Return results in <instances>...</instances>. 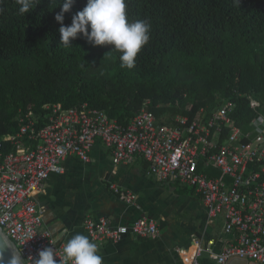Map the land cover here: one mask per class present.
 Returning <instances> with one entry per match:
<instances>
[{"label":"trees","instance_id":"16d2710c","mask_svg":"<svg viewBox=\"0 0 264 264\" xmlns=\"http://www.w3.org/2000/svg\"><path fill=\"white\" fill-rule=\"evenodd\" d=\"M63 2L37 0L27 13L16 0L0 3V137L27 114L41 124L43 107L54 104L86 103L122 126L144 107L169 124L230 102L243 131L264 116V0H126L129 21L151 25L131 69L112 45L94 46L83 34L61 45L55 16ZM86 4L74 0L64 25Z\"/></svg>","mask_w":264,"mask_h":264},{"label":"built area","instance_id":"2783aa9c","mask_svg":"<svg viewBox=\"0 0 264 264\" xmlns=\"http://www.w3.org/2000/svg\"><path fill=\"white\" fill-rule=\"evenodd\" d=\"M248 99L255 109L258 104ZM233 108L226 102L206 118L200 109L193 119L176 115L169 124H159L144 107L126 126L86 103L67 109L45 105L41 124L30 114L21 117L15 133L0 137V230L23 254L24 264H34L38 251L47 246L55 247L63 261V246L44 227L45 206L35 199L51 176L63 174L66 158L89 163L100 142L110 151L113 166L142 158L148 175L192 188L209 220L223 218L232 243L210 254L215 264H264V116L257 115L243 131L232 121ZM109 190L126 205L137 201L133 192L116 184ZM83 228L98 247L118 244L127 235L159 236L156 221L146 216L123 225L87 216ZM194 245L193 258L182 264H203V248L198 240Z\"/></svg>","mask_w":264,"mask_h":264},{"label":"crops","instance_id":"0c3cea01","mask_svg":"<svg viewBox=\"0 0 264 264\" xmlns=\"http://www.w3.org/2000/svg\"><path fill=\"white\" fill-rule=\"evenodd\" d=\"M74 161L80 162L82 175L78 162ZM62 167L63 174L51 176L35 199L45 206L44 227L59 246L64 247L75 234L86 235L83 222L87 216L105 217L113 225L128 224L146 216L158 225L159 236L154 240L127 235L118 244L100 246L103 264L189 263L195 240L203 248L201 262L215 264L210 254H218L223 246L232 243L230 235L223 230V218L209 220L192 188L159 182L147 174L148 165L142 158L128 165L113 166L110 151L97 142L89 163L68 157ZM67 181L69 185H63ZM112 183L133 192L137 196L135 205L119 201L109 190Z\"/></svg>","mask_w":264,"mask_h":264},{"label":"clouds","instance_id":"9594fccd","mask_svg":"<svg viewBox=\"0 0 264 264\" xmlns=\"http://www.w3.org/2000/svg\"><path fill=\"white\" fill-rule=\"evenodd\" d=\"M16 3L20 5L21 13L29 12L33 5L38 4L37 0H16ZM73 4L74 0H64L61 12L55 16L61 24L59 43L71 46V41L83 34L94 46L112 45L113 49L121 53L122 68L135 67L138 53L150 39L151 25L145 20L130 22L126 13V0H87L83 10L72 17L69 26H65L63 14L69 12ZM33 260L34 264H64L67 261L71 264H103L98 245L79 233L64 244L63 261L53 246L39 250ZM24 261L22 253L10 258V264H24Z\"/></svg>","mask_w":264,"mask_h":264},{"label":"water","instance_id":"95a60500","mask_svg":"<svg viewBox=\"0 0 264 264\" xmlns=\"http://www.w3.org/2000/svg\"><path fill=\"white\" fill-rule=\"evenodd\" d=\"M16 253L14 245L0 230V264H10V258ZM230 264H246V262L235 260Z\"/></svg>","mask_w":264,"mask_h":264},{"label":"rangeland","instance_id":"374dc122","mask_svg":"<svg viewBox=\"0 0 264 264\" xmlns=\"http://www.w3.org/2000/svg\"><path fill=\"white\" fill-rule=\"evenodd\" d=\"M74 162H78V161H74ZM78 164V170H79V175H82V166L80 165V162H78L77 163ZM83 170H84V168H83ZM72 172V174H74V170H72L71 171ZM69 183H70V181H67V183H64L63 185H69ZM86 189H87V193H88V186L86 187Z\"/></svg>","mask_w":264,"mask_h":264},{"label":"bare ground","instance_id":"6f19581e","mask_svg":"<svg viewBox=\"0 0 264 264\" xmlns=\"http://www.w3.org/2000/svg\"><path fill=\"white\" fill-rule=\"evenodd\" d=\"M194 252H195V249H194ZM194 252H193V255H194ZM192 258H193V256H192Z\"/></svg>","mask_w":264,"mask_h":264}]
</instances>
